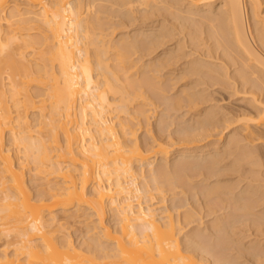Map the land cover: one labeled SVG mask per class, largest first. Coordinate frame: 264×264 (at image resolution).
I'll return each instance as SVG.
<instances>
[{"label":"bare ground","instance_id":"obj_1","mask_svg":"<svg viewBox=\"0 0 264 264\" xmlns=\"http://www.w3.org/2000/svg\"><path fill=\"white\" fill-rule=\"evenodd\" d=\"M17 1L23 4L0 0V239L9 242L6 248L15 247L12 254L0 251V264H264L263 239L259 240L264 236V184H258L263 177L250 169L264 162V0ZM116 18L120 20L115 23ZM139 19L150 27L138 31L134 27L132 36L127 33L115 42L107 39V29L128 24L124 29ZM32 23L42 29L40 35L31 36V28L24 27ZM177 33L184 34L174 48L152 55ZM189 43L192 50L184 51ZM180 57L187 61L175 75L177 66L169 68ZM230 67H235L232 76ZM120 69L126 71L124 76ZM131 70L135 72L127 74ZM189 75L200 79L184 83L174 99L164 95L172 100L167 104L173 111L186 101L193 123L195 119V126L177 130L178 141H198L220 124L237 127L230 130L223 151L220 140L200 151L179 147L173 163L170 157L176 148L168 139L160 134L142 145L129 122H116L111 113L128 114L135 96L148 99L143 98L146 88ZM207 79L218 80L213 82L217 85L219 81L240 85L243 94L251 96L249 107L258 110L227 112L218 99L219 104L203 112L197 105L212 103L216 96L206 88L194 89ZM33 86L44 91L34 94ZM129 87L135 90L130 92ZM150 113L137 112L147 123ZM14 146L23 150L22 157L14 155ZM230 157L233 161L225 164ZM157 160L161 167L155 165ZM30 163L34 164L30 172L41 181L35 194L29 184L32 178H27ZM234 174L237 184L228 178ZM188 188L197 200L192 211L181 212L185 205L177 202L164 206L167 194L174 192L175 198L179 189L187 203ZM152 191L160 195V202L148 203L156 198ZM108 206L116 210L115 229L106 224ZM203 209L213 219L202 235L199 228L194 232L203 239L213 237L210 242L218 251L195 233L181 242L182 228L196 220L195 210ZM82 215L95 219L86 225L93 243L100 248L103 241L112 243L114 252L97 257L91 249L77 248L69 236L53 237L68 223L62 219L75 221ZM247 228L260 235L248 245Z\"/></svg>","mask_w":264,"mask_h":264},{"label":"rangeland","instance_id":"obj_2","mask_svg":"<svg viewBox=\"0 0 264 264\" xmlns=\"http://www.w3.org/2000/svg\"><path fill=\"white\" fill-rule=\"evenodd\" d=\"M11 1V3L13 4L15 1L17 2V3H20V4H23V2L22 1H17V0H10ZM12 7H13V5H11L8 9H6V14L8 15L10 12H11V10H12ZM262 8H263V10H264V2H263V5H262ZM102 15V14H101ZM102 16H106V14H104V15H102ZM113 20H115V23H116V21H119L120 20V18H116V19H113ZM141 23H139V22ZM133 24V26H129V27H125L124 29L122 28V27H124L125 25H127L128 26V24H125L124 26L122 25V27L120 28H118V27H115L114 26V28L113 27H111V25L110 26H107L108 28H110V29H107L105 32L107 33V34H109V36L107 37V39H111V40H113L114 41V39H118L119 38V36L121 37V36H124L125 34H127L128 35V37H130V36H132V34H133V32H135V28H137L136 29V31H138V30H145V28H148V27H150V24L147 26V25H145V24H142V21L139 19V20H137V22L136 23H132ZM131 24V25H132ZM135 24V25H134ZM138 24V25H137ZM118 26V25H117ZM25 28H31V29H29V33L31 34V36H38V35H40V32L42 31V29H40V27H39V25L38 24H36V23H32V24H29V25H27V26H24ZM106 27V28H107ZM135 27V28H134ZM140 27V28H139ZM143 27H144V29H143ZM117 28V29H116ZM132 33V34H131ZM182 34H184V33H182ZM180 35V33H179V35L180 36H178V33L175 35V38H177V39H175V38H167V42H165V46H163L162 48H159L158 50H157V52H154L152 55L153 56H155V55H160V54H162L163 53V51L164 50H169V49H171V48H174L175 47V45L177 44L176 42H178V39H180V38H182L183 37V35ZM130 35V36H129ZM126 36V35H125ZM177 36V37H176ZM127 37V36H126ZM169 39V40H168ZM174 40V41H173ZM187 40V39H186ZM116 41V40H115ZM114 41V42H115ZM171 41V42H170ZM174 45V46H173ZM188 48H185L184 49V51H191L192 50V47H191V44L189 43V46L188 45H186ZM185 46V47H186ZM92 47H94L93 45L91 46V48ZM171 47V48H170ZM180 54H182V52H179ZM181 58V57H180ZM146 60H148V58H145ZM183 58H181V59H179V61H178V59L177 60H175V61H177L176 63H175V61H174V63H175V65H173L172 64V66H170V68L169 69H174V67L175 66H177V67H175L176 69H178L176 72H175V75L176 74H179L180 73V70H179V68L181 69L184 65L183 64H185L186 63V61H187V59L185 58V60L183 59ZM206 59V58H205ZM180 60H182V61H180ZM206 60H210V59H206ZM217 62H220V61H217ZM32 64H35V61H32L31 62ZM180 63V64H179ZM174 66V67H173ZM168 68H167V70H165L163 73H165V75L167 74V72H168V70H169ZM234 69H235V67H230V74L234 71ZM179 71V72H178ZM133 72H135L134 70H131V71H129L127 74H131V73H133ZM171 72H174V71H171ZM119 73L122 75V76H124L125 74H126V71L125 70H122V69H120L119 70ZM232 75H234V72L231 74V76ZM168 76V74L166 75V77ZM190 76V75H189ZM189 76L187 77V79H186V77H185V79L187 80V81H185V79L184 78H182V81H174L173 80V82L175 83V82H177V83H173L171 80V83L169 82V79H168V81H166L167 80V78H166V82L164 81V83L160 86H152L151 88H146L145 89V95H143V98L145 97H148V99L146 98V101H145V99H142V98H138L137 96H135L134 98H137V100L136 101H132V103H130V105H129V111H128V114H126V113H119V111H114V112H112L111 113V116L114 118V121H116V122H119L120 120H122V121H126V122H129V124H130V126L131 127H133L134 129H135V131H136V138L138 139V141L140 142V144H142V145H147V143L149 144V142L151 143L152 141H153V139L152 138H159V137H161V135H162V137H163V139L165 138V141L167 140V142H169V143H171V144H173L174 145V142H175V145H174V147H173V145H171V144H169L170 146H171V148H176L175 149V151H173L172 152V154H171V157H170V161L172 162V160H173V163H175V156L177 155V152L180 150L179 149V147H195V149H196V151H200L201 150V148H204V147H206L207 145L208 146H210V145H212V144H217V143H219V141L218 140H220V142H221V145H220V148H223V149H221L222 151L225 149V147H224V145H225V143H226V139L228 138V136L229 135H231V133H233L232 131H230V130H232L233 128H235V127H237V125L236 124H233V126H232V124L228 127V128H225L228 124H225V125H222V124H220L218 127H221V125H222V127L221 128H216V130L214 131H211L212 133H210V134H207V135H205V134H203V137L202 138H200L198 141L197 140H195V141H186V142H179L178 141V136L180 135V133H179V135H178V133H177V130H178V132L180 131H185L184 129H186V128H189V127H193V126H195V119H194V123L192 122L193 121V115H192V113H191V111H190V106L188 105L187 107L185 106L186 105V101H184L185 103L183 104L184 106H182V108L181 109H179V110H177V111H173V109H170V107L171 106H169V104L171 103V102H169V101H172V100H168L167 101V97L169 98V95H170V98L171 99H174L173 98V95H174V97H176L177 96V94H178V92L181 90V86H183L184 85V83H188V82H191V81H193L194 83H195V81H196V83H197V81L200 79V78H198V76H193L192 78H191V76H190V78H189ZM184 79V80H183ZM190 79H191V81H190ZM176 80H178V79H176ZM208 80V79H207ZM216 82L218 81V80H215ZM214 80H208V81H206V83L204 82V84H200V86H197L198 88H195L194 90L195 91H197V90H202V89H207V93H210L211 95L213 94V95H215V96H212V97H210L211 99L213 98V97H215V99L213 100V101H211L212 103H210V102H208V103H200L199 105H197L198 106V108H201V109H203V112H205V110L204 109H206L207 107H208V109L210 108V106L213 104V103H215V104H219L220 102L221 103H223V105L222 106H225L226 107V109H225V111H227V112H230L229 110H231V112L233 111V110H238V112H239V110H240V112L244 109V107H246V108H248V111H251L252 110V112L253 111H255V112H253V113H256V110H258V109H256L255 110V108H251V107H249V99H250V95H248V93H246L245 92V95L243 94V92L242 91H244V90H242V88L240 89V87L238 86V85H235V84H228V83H226L225 84V82H222V83H224V85L223 84H221V82L219 81V83H218V85H217V83L215 84V83H213V82H215ZM221 81H223V79L221 80ZM231 81V80H230ZM4 82L6 83V87H7V89H10V84H9V78H8V74L7 73H4ZM209 82H212V83H210L211 85H217V86H214V87H211V85H209ZM233 82V80L231 81V83ZM193 83V85H195ZM205 84L207 85L206 87H205ZM174 85V86H173ZM192 85V86H193ZM201 85H203V86H201ZM220 85V86H219ZM222 85V86H221ZM227 85V86H226ZM231 85V86H230ZM173 86V87H172ZM171 87H172V89H171ZM232 87H234V88H232ZM236 87H238V88H236ZM162 88V89H161ZM174 88V89H173ZM210 88V89H209ZM197 89V90H196ZM236 89H237V92H236ZM30 90H31V92L32 93H41V92H43L44 91V88L43 87H38V86H33V87H31L30 88ZM129 90H130V92H133L135 89H132V88H130L129 87ZM194 90H191V91H194ZM242 90V91H241ZM214 92V93H213ZM238 92H241V93H238ZM165 93H168L167 95L165 94ZM206 93V92H205ZM236 93H238V94H236ZM111 94V93H110ZM109 94V95H110ZM164 95H165V97L166 98H164ZM176 95V96H175ZM179 95V94H178ZM248 95V96H247ZM113 97L114 95L112 94V95H110V97ZM118 97L120 96L119 94L117 95ZM172 96V97H171ZM250 96V97H249ZM217 98V99H216ZM220 98L222 99L221 101H220ZM218 99H219V103H218ZM243 99H245V100H243ZM217 100V101H216ZM146 102V104L147 105H144L143 104V102ZM246 101V102H245ZM169 102V104H167ZM10 103V106H11V108H12V110H15V108H14V105H13V103L12 102H9ZM221 103L219 104V105H221ZM225 104V105H224ZM228 104V105H227ZM171 105V104H170ZM214 105V104H213ZM228 107V108H227ZM172 108V107H171ZM230 108V109H229ZM238 108V109H237ZM240 108H242V109H240ZM244 109L243 111H245V110H247V109ZM251 110H250V109ZM140 109H145V110H151V113L149 114V123H147V121H146V119H145V117H143V116H140V115H138L137 114V112H138V110H140ZM208 109H206V110H208ZM176 110V109H175ZM236 112V111H235ZM30 121H31V123H32V125H34V124H36V121H35V114H31L30 115ZM190 122H192L191 123V125H190ZM192 124H193V126H192ZM189 125V126H188ZM235 125V126H234ZM186 127V128H185ZM183 128V129H182ZM226 129V130H225ZM222 130H223V132H222ZM162 131V132H161ZM182 131V132H183ZM215 132V133H214ZM221 132V133H220ZM177 133V134H176ZM161 134V135H160ZM213 134H215V136L213 135ZM218 134V135H217ZM225 135V136H224ZM159 136V137H158ZM177 138H176V137ZM206 138H205V137ZM168 137V138H167ZM170 137V138H169ZM179 137H181V135L179 136ZM173 138V139H172ZM170 139V140H169ZM175 139V140H174ZM6 140H7V143L9 144V142H8V140H9V134H7V136H6ZM217 140V141H216ZM174 141V142H173ZM224 141V142H223ZM173 142V143H172ZM176 142H178V143H180V144H178V143H176ZM223 142V143H222ZM181 145H183V146H181ZM187 145V146H186ZM199 147V148H198ZM213 146H210V148H212ZM15 148V149H14ZM198 148V149H197ZM13 149H14V155H17V157L19 158V156L20 157H22V155L24 154L22 151L23 150H21V148H18V147H13ZM17 149H19V151L17 150ZM179 149V150H178ZM200 149V150H199ZM262 150V149H261ZM177 151V152H176ZM263 151H264V149H263ZM262 151V152H263ZM261 152V153H262ZM175 155V156H174ZM262 155H264V153H262ZM174 156V157H173ZM261 157V156H260ZM259 157V158H260ZM231 158V157H230ZM228 158L227 160H226V162H224L225 164H228L230 161H233V159L231 158ZM262 158H264L263 156H262ZM172 159V160H171ZM159 160H161V159H159ZM260 160H261V158H260ZM262 162L264 161L263 159L261 160ZM160 162H162V161H155V165L157 164V168H158V166H160L161 167V163ZM170 162V163H171ZM172 163V164H173ZM263 164H264V162H263ZM263 164H261L260 166H262V167H260V166H258L257 168L259 169V171H258V169L256 168V167H251L250 169H253L252 171L256 174L257 172L263 177H261L262 179L261 180H259L260 182H262V183H260L259 181V183L258 184H260V185H263L264 184V166H263ZM34 166V164L33 163H30L29 165H28V169L26 170L27 171V178H28V180H29V178L31 177L32 178V180L31 181H29V184L30 185H32L33 186V193L35 194V193H37V191L39 190V188L36 186L38 183H40L41 181L36 177L35 178V176H34V173H33V171L32 172H30V168H32ZM256 168V169H255ZM260 168H262V170L260 169ZM257 171V172H255V171ZM250 171V170H249ZM251 172V171H250ZM261 172V173H260ZM252 173V172H251ZM254 173H252V175L254 174ZM258 173L255 175L254 174V176H258ZM29 175H31V176H29ZM144 175H146V177H147V179L150 181L151 180V177H150V174H149V171H148V169H146V171H145V174ZM235 175V174H234ZM231 175L230 177H228L229 179H230V182L231 183H235V182H238V175ZM248 175H250V176H248L250 179H251V174H249L248 173ZM259 178V177H258ZM198 179H200V178H198ZM197 179V180H198ZM201 179H202V177H201ZM200 179V180H201ZM249 180V179H248ZM246 183H248V181L246 180L245 181ZM242 183V185H240L242 188H244L245 186H246V183ZM51 183H53V181L51 182ZM257 183H254L255 185L257 184ZM139 184L141 185V186H143L144 184H145V182H144V180L140 177L139 178ZM151 184H153V183H151ZM235 184H237V183H235ZM189 187V186H188ZM240 187V188H241ZM177 190V189H176ZM175 190V191H176ZM190 190H192V188H188L187 189V193L188 192H190V193H188L187 194V196L189 197V201L186 203L185 202V200H186V198L184 197V196H182V194H180V192L179 191H181L180 189L178 190V191H176L177 193V195H175V198H174V192H170V193H168L167 194V196L169 197V200L167 201V202H165L164 203V206H170L171 207V205L173 204V202H177V205H180V206H182V204L183 205H185V206H183L182 208H180L179 210L182 212V211H184V210H188V209H194L196 206H197V200H196V198H195V195H191V191ZM192 191H194V190H192ZM179 192V193H178ZM152 193H154V194H156V198L152 201V202H148L149 204L150 203H157V202H160V200H161V197H160V195L156 192V191H152ZM193 193V192H192ZM180 194V195H179ZM171 195V196H170ZM182 197H184L185 198V200L182 198ZM172 198H174V199H172ZM175 200V201H174ZM179 202H178V201ZM146 201V199H143V202H145ZM135 202H137V201H135ZM134 202V203H135ZM191 204H190V203ZM147 202H146V204H148ZM185 203V204H184ZM189 203V204H188ZM145 204V203H144ZM190 205V206H189ZM191 205L192 206H194V208L193 207H191ZM84 208V207H83ZM263 208H264V206H263ZM75 209L76 208H71L69 211H75ZM163 209V208H162ZM161 209V210H162ZM165 209V208H164ZM83 210V209H82ZM161 210H158L157 212L158 213H161L162 211ZM191 210V211H192ZM59 211V210H58ZM58 211H55L54 213L56 214ZM115 212H113V210H111V207L110 206H108V208H107V214H106V224L108 225V226H110V227H112V228H116L117 227V225H116V223L118 222H116V219L117 218H114V217H116L117 215H116V210H114ZM195 212V215H196V217H195V221L193 222V223H191V224H189L188 226H186V227H183V226H180L181 228H182V230H181V233H180V239H181V242H183L184 241V239H185V236L189 233V234H196V232H194V231H196L198 228H199V230H197L198 232L197 233H199V231H201L200 232V235H202L201 233L203 232L204 233V230L203 229H205L206 227H207V225L206 224H209L210 223V221L213 219V215L212 216H207L206 214H207V212L203 209V211L201 210L200 212H198V211H194ZM59 213V212H58ZM113 213H114V217H113ZM173 214H175V219H177V210H173ZM116 215V216H115ZM162 215V214H161ZM203 217L202 218V220H199V218L201 219V217ZM207 216V217H206ZM198 218V219H197ZM95 219L94 218H92V219H90V220H86V217L85 216H81L79 219H77V220H75V221H69L68 219H62V223H67L66 225H65V227L64 228H57V232L55 233L56 234V236H54L53 235V237H57V240H61V239H67L68 238V236H69V238H70V240L74 243V245L75 246H77V248L78 247H80V249L82 248H84V249H88L87 251H89V249H91L89 252L91 253V251H92V255H96L97 257L99 256V257H102V258H105L108 254L107 253H109L110 254V252H112L111 251V249H112V247H114V245L112 244V243H109V242H106V241H103L104 243L102 244V247L100 248V246H97L98 244H94L93 243V237H94V235H92V234H88L87 232V227H86V225L87 224H92V221H94ZM204 221V222H203ZM201 222H203V224H200ZM94 223V222H93ZM118 224V223H117ZM201 225V226H200ZM210 225V224H209ZM208 225V226H209ZM116 226V227H115ZM178 226L179 225H177L176 226V228H178ZM205 227V228H204ZM244 227V226H243ZM200 228L202 229V230H200ZM248 230V232L247 233H245L244 235L245 236H247L246 237V239L244 240V243L245 244H249V242H250V240L252 239V240H255V239H259L260 238V235H258L259 237H257V235L256 236H254L255 235V233H254V228L253 229H251V230H249L248 228L246 229V231ZM253 231V232H252ZM206 232V231H205ZM250 232V233H249ZM53 233H54V231H53ZM207 233V232H206ZM205 233V234H206ZM252 233H253V235H252ZM251 234V235H250ZM196 235H198V234H196ZM200 235H198L199 237H200ZM204 235V234H203ZM242 235H243V233H242ZM243 235V236H244ZM249 235H250V237H249ZM67 236V237H66ZM65 237V238H64ZM252 237V238H251ZM254 237V238H253ZM256 237V238H255ZM262 237V236H261ZM211 238V237H210ZM209 237H207V236H205L204 235V239H203V237L201 236L200 237V239H202V241L204 240V241H206L205 243H208L207 241H209V243L212 245H215L216 246V243L214 244V243H211L210 241L213 239V237H212V239H210ZM263 239V240H262ZM249 240V241H248ZM259 240H262V245H264V236L262 237V238H260ZM6 242V243H5ZM213 242H215V240L213 241ZM5 244H9V242L7 243V240L5 239V238H1L0 239V251L1 250H7L8 252H11V254H12V252L14 251L13 249L15 248V247H12V246H7V247H10V248H6V245ZM218 244V243H217ZM247 244V245H248ZM214 246V248H215V250L216 251H218V249H219V247H215ZM102 248H104V250L102 249ZM83 249V250H84ZM84 252V251H83ZM89 252H87V253H89ZM114 252V251H113ZM232 252V251H231ZM230 252V250H229V253H231ZM84 253H86V252H84ZM228 253V252H227ZM232 253H234V252H232ZM244 259V258H243ZM246 260V259H245Z\"/></svg>","mask_w":264,"mask_h":264}]
</instances>
